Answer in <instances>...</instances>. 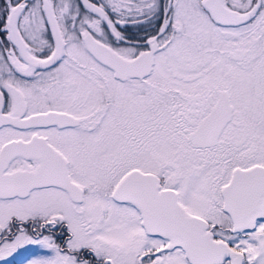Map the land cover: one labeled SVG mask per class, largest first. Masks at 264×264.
Instances as JSON below:
<instances>
[{
	"label": "flooded vegetation",
	"instance_id": "af4514ba",
	"mask_svg": "<svg viewBox=\"0 0 264 264\" xmlns=\"http://www.w3.org/2000/svg\"><path fill=\"white\" fill-rule=\"evenodd\" d=\"M72 1L69 8L66 0H0V264L36 263L37 251L39 264H193L173 246L176 240L145 233L140 210L128 200L130 187L120 194L127 200L114 198L132 171L146 176L150 194L167 191L184 215L200 219L214 242L241 253L247 264L235 239L253 236L258 251L264 214L252 231H234L224 206L237 169L256 168L250 179L264 190V139L261 147L245 144L239 114L264 107V0H87L91 7ZM212 9L222 12L221 22ZM87 40L130 64L147 63L152 53L151 72L129 69L120 80L89 52ZM82 58L129 95L146 96L150 82L155 98L169 97L179 117L178 139L218 166L185 174L162 158L129 154L135 161L117 166L121 155L99 163L93 152L102 174L86 178L75 163L89 137L84 105L90 106L94 136L103 115L99 85L84 89L77 80L66 81ZM244 87L262 103L243 102ZM216 110L230 111L228 121L211 123L194 140ZM220 143L221 151L209 152ZM124 222L136 229L139 248L115 247L128 232L117 230ZM233 258L216 264H232Z\"/></svg>",
	"mask_w": 264,
	"mask_h": 264
},
{
	"label": "rangeland",
	"instance_id": "374dc122",
	"mask_svg": "<svg viewBox=\"0 0 264 264\" xmlns=\"http://www.w3.org/2000/svg\"><path fill=\"white\" fill-rule=\"evenodd\" d=\"M66 1L67 6L70 8V5H73V1ZM79 63L80 70L76 74L68 71L66 74L68 79L66 78V81L68 80L70 85L72 82L75 84L77 80L80 83V87L82 85L84 89H91L95 85H99L98 87L101 89V101L98 108L100 115H103L102 121L96 127L98 128L97 135L94 136L92 123L89 121L93 119L87 118L88 115L86 114L90 106L84 105V123L82 126L88 130L87 135L89 137L87 138V135L84 136L86 137L85 143L83 149H81L84 156L80 160H75V163H78L76 167L82 169L86 178H95L96 180V173L102 174V171H99L98 168L103 165L96 163L95 159L90 155L93 152L99 153V160L97 159L99 163L109 162L105 158L121 155L115 158L117 166L119 162L122 165L126 162L131 163L135 161L131 158L132 156L135 157V155L136 157L138 156L137 158L143 156L162 158L166 167H172V169L177 167L185 174L199 173V171L206 170L213 165L218 166L217 162L210 160L207 156L200 155L198 150L192 149L188 143H183L178 139L177 126L179 117L177 112L172 111L169 97L164 96L165 98L162 102L161 97L155 98L153 96L154 89L150 87V82L145 92L147 93L146 96L141 97L138 95V92L134 94V91L130 92L131 94L129 95L128 91L124 90L126 89L124 85L114 83V79H111V81L104 80L103 74L105 72L101 69V71L92 69V65L86 58L80 59ZM72 64L75 67L77 63L73 61ZM219 71L220 66L213 70L212 74ZM246 78L248 77L246 76ZM95 80H99V82L96 84ZM66 86L68 85L66 84ZM165 87L166 84L164 85ZM107 89L109 90V94ZM245 89L246 87L243 89V102L252 100V102L262 103V97L258 98L254 93V96L251 98L248 95L249 91H245ZM84 96L85 98L87 97L86 95ZM107 99H110V103L106 101ZM239 114L243 126L240 129L242 128L244 132L245 144L253 143L254 147H261L264 139V107L249 106L240 111ZM221 146L222 144L220 143L215 148L209 150V152H219L221 151ZM129 154H131V157H128ZM104 178H106L105 175ZM117 230H120V234H123V230H128L124 234L125 236H119L122 241L115 240V247L117 249L140 247L141 242L139 237L136 236V229H134L131 223H121ZM235 240H237L239 248L242 249L247 264L254 262L253 258L255 254L258 255L257 264H264V240H260L262 247L258 251H256L257 246H255L256 240L251 235L243 238L238 237ZM40 259H43V257L37 251L38 262ZM38 262H29L28 259L27 261H23L22 264H39ZM172 264H175V262Z\"/></svg>",
	"mask_w": 264,
	"mask_h": 264
},
{
	"label": "water",
	"instance_id": "95a60500",
	"mask_svg": "<svg viewBox=\"0 0 264 264\" xmlns=\"http://www.w3.org/2000/svg\"><path fill=\"white\" fill-rule=\"evenodd\" d=\"M81 2L91 7L87 0H81ZM212 16L216 21L221 22V11L212 9ZM86 46L95 58L105 65L111 66L115 77L120 80H124L132 71L143 70L144 74L151 72L152 53L149 54L147 63H145V59L144 61L141 59L130 64L109 54L106 48L93 40H87ZM109 55L112 58H109ZM222 113L221 110H216L209 115L203 121L201 128L194 134V140L205 135L206 129L211 123L228 121L230 111L225 112L224 115ZM255 174L256 168L246 171L237 169L233 172L232 179L226 188L228 196L224 208L231 217L234 231H252L255 220L262 218V214H264V190L258 182L251 180ZM242 178L251 179L242 181L240 180ZM146 179L144 174L132 171L123 178L114 192L115 199L127 200L120 194L124 193L127 186L130 187L133 197L128 200H131L140 210L145 233L176 240L173 246L182 248L186 257L193 264H216L226 257H234L232 264H243L244 258L241 253H234L224 243L214 242L205 232L203 222L196 217L184 215L176 200L169 199L167 191L153 196L154 192L151 189L150 194V189L144 185L147 183ZM235 201L241 205L235 204Z\"/></svg>",
	"mask_w": 264,
	"mask_h": 264
}]
</instances>
